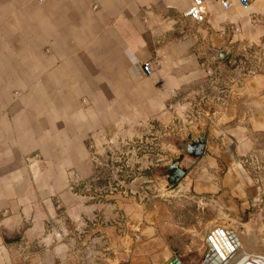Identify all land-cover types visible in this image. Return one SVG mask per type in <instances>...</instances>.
I'll use <instances>...</instances> for the list:
<instances>
[{"label": "crops", "instance_id": "1", "mask_svg": "<svg viewBox=\"0 0 264 264\" xmlns=\"http://www.w3.org/2000/svg\"><path fill=\"white\" fill-rule=\"evenodd\" d=\"M192 1L0 0V264H116L104 253L119 248V202L98 194L102 138L200 129L222 142L204 144L206 156L254 153L240 140L264 132V0L226 10L203 0L198 20L185 16ZM207 158L171 209L217 185ZM234 165L199 230L259 203L262 187ZM147 205L129 213L153 244L155 220L172 226L174 216Z\"/></svg>", "mask_w": 264, "mask_h": 264}, {"label": "rangeland", "instance_id": "2", "mask_svg": "<svg viewBox=\"0 0 264 264\" xmlns=\"http://www.w3.org/2000/svg\"><path fill=\"white\" fill-rule=\"evenodd\" d=\"M140 132L138 135H126L124 138L113 141L107 137L102 138L95 150V161L101 164V170L98 171L96 178L97 181L106 184V187H98V194L103 197L111 196L108 197L109 200L115 196L116 201L119 202L114 223L119 236V248L116 251H105L107 260L114 259L116 264H203V240L208 232L199 230V224L215 216L216 212L213 209L210 211L209 208L224 191V188L219 185L221 176L232 161L235 163L234 167L241 164L246 178H250L256 187L257 182L259 183L258 186L262 187L263 195L259 203L250 202L241 221L231 218L230 213L225 211L226 213H220L214 222L208 223L207 227L211 226L209 230L215 226L230 229L232 227L237 231L236 234L242 245L248 246L246 249L250 253L257 250L259 252L260 248H264V240H262L264 239V132L256 136L247 134L248 136L240 140L243 143L246 142L248 146L255 144L254 153L233 155L231 157L234 160L231 161L225 155L206 156L202 153L196 159L184 156L183 165L188 169L187 173L171 189H166L164 186L166 180L164 164L170 162L172 156L180 154L181 145L183 141H186V136L163 133L157 128H143ZM212 140L213 138L207 135L204 144ZM213 141H219L218 144L222 145L220 140ZM206 157L211 158H207V164H214L216 160L218 165V169L216 167L208 169V173L214 176L213 181L217 179V185L208 189L200 197L194 198V191L190 192L189 196L193 198L171 209L170 206L174 205L172 200L179 194L184 196L181 186L186 181L189 182L187 179L199 166V160L203 161ZM90 192L95 194L97 188L91 187ZM146 202L147 206L153 204L157 206L160 212L167 207L174 216L175 224L172 226L167 223L164 225L160 217L155 220L153 244H151V238H147L143 233L142 228H134L135 218L130 219L129 208L135 203L142 205L144 210L142 215H144ZM202 212H204L203 215ZM230 212L234 214V211ZM260 213H262L261 216ZM136 220L139 221L140 218L137 217ZM190 228H193L195 232L191 233ZM126 243L130 247L129 250L125 248ZM262 249L260 252L263 253Z\"/></svg>", "mask_w": 264, "mask_h": 264}, {"label": "bare ground", "instance_id": "3", "mask_svg": "<svg viewBox=\"0 0 264 264\" xmlns=\"http://www.w3.org/2000/svg\"><path fill=\"white\" fill-rule=\"evenodd\" d=\"M236 232L232 227L230 229L221 226L209 230L203 240V264H263L264 252H260L262 248L259 252H248V246L242 245Z\"/></svg>", "mask_w": 264, "mask_h": 264}, {"label": "water", "instance_id": "4", "mask_svg": "<svg viewBox=\"0 0 264 264\" xmlns=\"http://www.w3.org/2000/svg\"><path fill=\"white\" fill-rule=\"evenodd\" d=\"M205 50L207 54L214 59L223 60L227 56L228 49L223 46L220 50L210 49L205 44ZM204 134L202 130H197L195 134L192 132L186 136V141H183L181 145V151L178 156H172L170 162L164 164L166 170L165 188L171 189L177 185V183L187 173V168L183 165V157L188 156L193 159L199 158L204 150ZM249 264V263H248ZM264 264V263H263Z\"/></svg>", "mask_w": 264, "mask_h": 264}, {"label": "built area", "instance_id": "5", "mask_svg": "<svg viewBox=\"0 0 264 264\" xmlns=\"http://www.w3.org/2000/svg\"><path fill=\"white\" fill-rule=\"evenodd\" d=\"M232 0H218L220 6L223 9H228ZM243 9H247L250 5L249 0H235ZM203 0H193L188 11L185 12V16H189L195 20H198L201 16V7ZM143 71L146 75L151 73L150 63L143 64Z\"/></svg>", "mask_w": 264, "mask_h": 264}]
</instances>
